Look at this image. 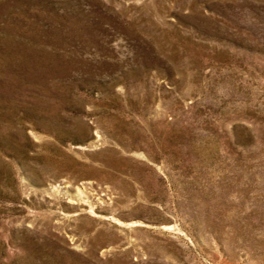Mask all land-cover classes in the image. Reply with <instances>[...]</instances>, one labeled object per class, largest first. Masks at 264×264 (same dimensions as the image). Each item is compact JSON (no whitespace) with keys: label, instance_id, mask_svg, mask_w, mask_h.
<instances>
[{"label":"rangeland","instance_id":"obj_1","mask_svg":"<svg viewBox=\"0 0 264 264\" xmlns=\"http://www.w3.org/2000/svg\"><path fill=\"white\" fill-rule=\"evenodd\" d=\"M0 264H264V0H0Z\"/></svg>","mask_w":264,"mask_h":264}]
</instances>
